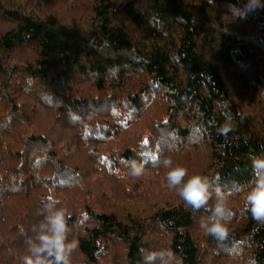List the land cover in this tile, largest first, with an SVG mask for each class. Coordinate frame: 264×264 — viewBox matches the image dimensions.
Instances as JSON below:
<instances>
[{"label":"trees","instance_id":"trees-1","mask_svg":"<svg viewBox=\"0 0 264 264\" xmlns=\"http://www.w3.org/2000/svg\"><path fill=\"white\" fill-rule=\"evenodd\" d=\"M247 2L0 0L8 25L0 29V264H22L49 198L72 204L68 239L79 247L71 264L116 254L140 264V248H171L178 264H204L206 248L231 264H264V225L235 187L252 179V158L264 157V8L233 14ZM25 50L30 57L17 61ZM41 112L70 141L42 127ZM72 145L84 160L70 156ZM197 149L189 176L243 193L235 205L227 197L225 237L200 227L215 195L194 212L167 183L148 211L92 205H104L93 176L121 186L137 167L169 155L191 160ZM13 201L21 206L7 217Z\"/></svg>","mask_w":264,"mask_h":264},{"label":"clouds","instance_id":"clouds-1","mask_svg":"<svg viewBox=\"0 0 264 264\" xmlns=\"http://www.w3.org/2000/svg\"><path fill=\"white\" fill-rule=\"evenodd\" d=\"M209 4L213 0H208ZM264 8L262 0H248L243 9L233 12L240 19H244L249 11ZM221 134L227 135L231 126L226 124L221 129ZM157 163L169 169L166 180L169 189L178 190V195L191 207L194 212L205 208L213 195L216 197L214 208L210 209L211 215L206 220H201L200 227L206 235L223 238L228 229L224 218L230 213L226 212L227 197L232 191L225 193L218 184L208 177L193 174L189 176L188 169L183 166H173L171 158L158 160ZM252 179L247 185H237L236 191H246L245 209L251 213L252 218L264 225V157L252 158ZM133 175L143 174L142 167L133 170ZM187 177V179H186ZM60 202L49 198L44 204L42 219L32 229V235L25 240L26 254L22 256V264H71V256L78 249L79 242L69 240L71 217L65 206L57 207ZM24 234V228H19ZM140 264H178L176 253L171 248L159 250L139 249Z\"/></svg>","mask_w":264,"mask_h":264},{"label":"rangeland","instance_id":"rangeland-1","mask_svg":"<svg viewBox=\"0 0 264 264\" xmlns=\"http://www.w3.org/2000/svg\"><path fill=\"white\" fill-rule=\"evenodd\" d=\"M67 11V8H63ZM8 25L6 22L3 24H0V29L6 28ZM16 60L19 62H23L26 58L30 57L29 51H17L16 52ZM256 96V95H255ZM258 96H256V99L258 100ZM254 98V97H253ZM159 101V100H157ZM155 102L152 107H155L158 102ZM259 102L261 100L259 99ZM36 121L42 126H50V129L57 131V135L55 136V139L60 138L63 141H70L71 136L68 133H60V129L64 130L63 128L59 127H53V121L51 119V115L49 113H38L36 115ZM147 131L144 132L146 134ZM71 157H78L82 158L83 160L84 155L81 154L80 149L72 145L70 151ZM194 156L191 158V160H188L185 156H168L167 158H171L173 161V166H183L187 168L189 166V163L196 164L197 160L201 156V150L198 151L195 150L193 153ZM169 169L164 168L162 165L156 166L154 168H148L143 170V174L140 176L132 175L129 178L131 180L129 182L124 183L123 185H119L116 183L113 179L105 178L102 176H93L91 181L92 188L94 193L98 196V198L103 202L104 205L100 204L99 201L93 200L92 205L94 207L104 206L105 208L108 207L109 210H114L121 214L123 212V207H134L135 209H143L145 208L147 211L150 209L152 205L160 204L162 196H159V192H161L163 189L166 188V173ZM128 178V179H129ZM131 189L130 192H128ZM161 190V191H160ZM172 191V190H170ZM136 193L137 196L130 195L132 193ZM162 193V192H161ZM171 195L172 193L169 192ZM243 193H239L238 196L235 198V194L231 195L228 199L231 200L230 205H235L240 201L241 196ZM78 195V194H77ZM76 195V196H77ZM70 195V199L75 200L76 198ZM132 199V200H130ZM236 201H235V200ZM16 201H13L9 207L5 209L6 216L13 215L17 209V207H20L21 205H15ZM176 203V202H175ZM139 204V205H138ZM65 206L68 209L72 208L71 202H63L62 205H58L57 207ZM4 211V210H2ZM3 228V225L0 221V230ZM163 241V239L161 240ZM119 244V243H118ZM120 246V245H118ZM120 259V260H119ZM204 264H231L230 261L226 260L224 257H213V252L211 249L205 250V254L203 257ZM100 264H122L120 254H116V257H107L104 259L103 262Z\"/></svg>","mask_w":264,"mask_h":264}]
</instances>
